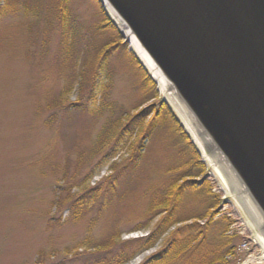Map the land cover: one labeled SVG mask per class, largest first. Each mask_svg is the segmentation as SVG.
Listing matches in <instances>:
<instances>
[{"label": "rangeland", "instance_id": "obj_1", "mask_svg": "<svg viewBox=\"0 0 264 264\" xmlns=\"http://www.w3.org/2000/svg\"><path fill=\"white\" fill-rule=\"evenodd\" d=\"M57 2L0 0V264H87L96 255V242L103 240L114 224L119 225L122 240L147 235L157 220L149 230L133 231L145 222L142 217L148 203L141 194L172 176L167 171L182 163L177 153L184 145H176L169 136L173 133L162 127L145 142L137 168H125L130 161L127 156L95 168L104 154L99 148L105 131L118 120L126 122L158 106L164 97L158 84L154 88L146 81L144 72L133 62L131 53L136 54L130 43L124 38L118 43L109 28L101 27L105 19L97 0L69 1L76 33L68 60L60 46L63 27L59 22L53 29L47 25V18L54 22L47 8ZM73 58L79 69L85 60L93 62L90 70L102 58L101 69L95 77L92 70L89 79L100 86L99 93L107 86L106 94L100 93L80 110L64 108L69 103L80 104L77 87L62 95L74 78L75 71L69 65ZM149 120L148 115L141 118L144 124ZM201 157L206 172L212 174L207 177L212 192L222 200L216 219L229 218L228 232L235 226L234 234L226 232L224 237H230L236 245L232 264H240L247 254L237 250L244 237L236 231L244 225L246 235L250 230L259 237V229L240 195L227 190L214 165ZM113 162L118 165L112 171ZM85 179L86 187L99 185L110 192H128V208L118 210V217L117 209L112 213L111 208L96 226L90 242L85 239L93 215L72 222L67 210L60 214L55 209L58 186H74ZM113 180L118 183L112 185ZM73 193L82 192L74 187ZM188 201L191 206L199 200L195 197ZM193 222L175 226L155 248L127 264H144L165 248L173 230ZM214 229L208 233L212 248L219 244V233ZM258 244L252 249L254 257L264 255V247Z\"/></svg>", "mask_w": 264, "mask_h": 264}, {"label": "water", "instance_id": "obj_2", "mask_svg": "<svg viewBox=\"0 0 264 264\" xmlns=\"http://www.w3.org/2000/svg\"><path fill=\"white\" fill-rule=\"evenodd\" d=\"M97 1L160 71L264 221V0Z\"/></svg>", "mask_w": 264, "mask_h": 264}, {"label": "trees", "instance_id": "obj_3", "mask_svg": "<svg viewBox=\"0 0 264 264\" xmlns=\"http://www.w3.org/2000/svg\"><path fill=\"white\" fill-rule=\"evenodd\" d=\"M69 1L58 0L57 5L47 8L54 18V22L47 18V25L53 29L54 24L59 22L63 27L60 46L68 56V60H71L74 51L72 38L75 35L73 33H76V26ZM100 8L105 19L101 27L109 28L119 43L123 39L122 34L101 5ZM86 52L88 54V51ZM131 54L133 62L144 72L145 80L156 88V83L144 70L137 57ZM101 62L102 58L92 65L93 72L90 70L93 62L89 64L85 60L79 69L77 60L73 58V62L71 61L69 65L75 71L74 78L71 76L69 80L73 79L62 90V95L72 93L74 87H77L81 105L78 102L62 107L66 110H80L86 107L87 101L96 99L100 93L102 95L107 93V86L104 87L105 92L99 93L100 86L95 83L94 79H89L91 71L94 77L97 75L102 67ZM157 105L132 116L126 122L121 119L113 123L101 136L102 145L99 150H102L104 154L95 166V168L103 167L111 160L115 161L120 156H127L130 161L125 168H137L136 161L141 157L142 150L146 148L145 142L152 139L160 128H169V132L173 135H168L174 138L175 144L184 145V148L177 153L181 156L182 163L167 171L168 174H173L172 176L149 186L141 194V197L148 203L142 217L145 222L133 231L149 230L154 221L157 220V223L147 235L128 240L121 239L119 225L114 224L110 233L103 240L96 242V255L87 264H127L142 252L155 248L172 228L191 220L194 221L192 224H185L173 230L165 248L155 253L144 264H232L231 258L236 255V245L230 237V240L224 237L230 226V220L227 216L216 219L221 199L212 192L207 180L206 166L169 105L164 101ZM143 115L150 116L147 124L141 121ZM134 164L135 167H132ZM117 165V162H113L111 170H116ZM110 182L112 185L118 183L117 180ZM74 187L80 188L82 193L72 194ZM57 190L59 193L55 201L57 213L62 214L67 210L72 222H79L86 216L93 215L88 227L86 242H90L93 238L96 226L111 208L112 213L115 209H117L116 212L118 210L121 212L122 209L128 208L126 205L127 191L110 192L102 190L99 185L86 187V179L74 186H58ZM195 197L199 201L189 206L188 200ZM116 206L118 208H115ZM120 212H117L115 217H118ZM200 221H204V224ZM211 228H215L214 230L219 233V244L213 248L208 238Z\"/></svg>", "mask_w": 264, "mask_h": 264}, {"label": "bare ground", "instance_id": "obj_4", "mask_svg": "<svg viewBox=\"0 0 264 264\" xmlns=\"http://www.w3.org/2000/svg\"><path fill=\"white\" fill-rule=\"evenodd\" d=\"M108 10L110 16L117 23L118 27L124 31L128 39L130 40V45L134 52L137 54L144 66L147 68V70L151 73L153 78L158 83L161 94L171 105L174 112L177 114L178 118L184 125L185 129L189 132L191 138L194 140L195 144L202 152L203 156L214 165L216 169V174L220 178L222 184L225 186V188H227V190H230L233 193L240 195L242 202H244L245 207L248 209L249 213L255 220L256 227L259 229L260 232L259 239L262 246L264 247V221L261 215L259 214L258 210L255 208L249 198L245 195L242 187L238 184V182L234 180L233 174L231 173L229 167L222 161L218 154L214 153L210 143L201 133V130L198 128L190 113L178 100L175 94L171 92L169 84L163 78L160 71L156 68L150 58L143 52L134 37L130 35L129 32L125 29L124 24L120 21V19L109 8ZM208 149L211 150L210 153L208 152Z\"/></svg>", "mask_w": 264, "mask_h": 264}, {"label": "built area", "instance_id": "obj_5", "mask_svg": "<svg viewBox=\"0 0 264 264\" xmlns=\"http://www.w3.org/2000/svg\"><path fill=\"white\" fill-rule=\"evenodd\" d=\"M223 199H225V198H223ZM234 228H235V226L230 227V231L228 232V235L234 234V231H235ZM246 232H247V230H246L244 225L240 226V228H238V230L236 231V233L239 236L244 237L243 241L241 242V244L238 248V252L244 256L247 254V257L245 259H242L239 262H240V264H253V263L262 264L264 256L254 257L253 251H252L253 248L258 247V240H257L256 236L250 230H249L250 234L246 235Z\"/></svg>", "mask_w": 264, "mask_h": 264}]
</instances>
